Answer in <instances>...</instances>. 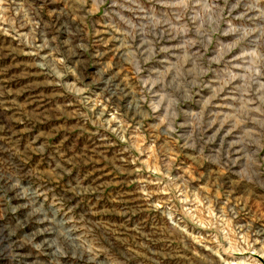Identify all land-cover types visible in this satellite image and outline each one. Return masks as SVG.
I'll return each instance as SVG.
<instances>
[{
	"label": "rangeland",
	"instance_id": "rangeland-1",
	"mask_svg": "<svg viewBox=\"0 0 264 264\" xmlns=\"http://www.w3.org/2000/svg\"><path fill=\"white\" fill-rule=\"evenodd\" d=\"M0 264H264V0H0Z\"/></svg>",
	"mask_w": 264,
	"mask_h": 264
},
{
	"label": "bare ground",
	"instance_id": "bare-ground-1",
	"mask_svg": "<svg viewBox=\"0 0 264 264\" xmlns=\"http://www.w3.org/2000/svg\"><path fill=\"white\" fill-rule=\"evenodd\" d=\"M11 188V187H10ZM18 198V197H17ZM20 200V199H19ZM27 221V220H26ZM29 221V220H28ZM43 222V221H41ZM30 223V222H29ZM55 232V231H54ZM42 234V233H41ZM56 234V233H55ZM55 236V235H54ZM35 237V236H34ZM66 238V237H65ZM44 243V242H43ZM48 244V243H47ZM53 246V245H52ZM17 248V247H16ZM51 249V248H50ZM53 254V253H52Z\"/></svg>",
	"mask_w": 264,
	"mask_h": 264
}]
</instances>
